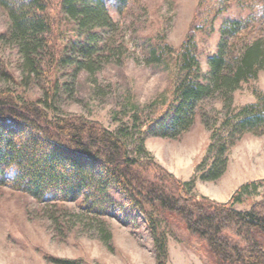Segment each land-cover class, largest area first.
<instances>
[{
  "label": "trees",
  "instance_id": "16d2710c",
  "mask_svg": "<svg viewBox=\"0 0 264 264\" xmlns=\"http://www.w3.org/2000/svg\"><path fill=\"white\" fill-rule=\"evenodd\" d=\"M235 1L248 13L222 20L216 49L205 56L206 70L195 32L206 28L208 17L207 30L214 32V21L228 9L230 0H200L196 19L178 51L167 42L146 46L149 63L169 61V56L176 74L172 100L148 132L178 136L192 125L196 114L203 117L201 104L214 95L230 113L222 121L226 135L212 129L208 145L212 166L203 176L207 179L222 173L223 167L215 171L213 166L236 134L264 126V90H254L253 102L232 105L233 91L264 69V31L254 35L249 31L253 22L264 21V0ZM128 2L0 0L9 19L0 39L17 49L29 74L40 73L41 50L54 66L60 59L77 65L84 64L82 60L94 62L109 43L96 38L95 31L111 30L114 18L109 7L123 13ZM49 4L57 7V13ZM60 26L71 42L70 56L58 44ZM43 107L37 101L19 102L10 91L0 90V187L24 191L41 202L79 200L95 215L112 207V188L130 211L142 215L153 238L156 264L167 263V234L157 228L176 224L187 231L191 246L207 264H264V192L247 209L233 205L256 182L243 184L226 202L210 200L192 192L193 179L181 181L152 158L129 155L120 136L98 121L82 114L50 118ZM137 150L147 154L142 140Z\"/></svg>",
  "mask_w": 264,
  "mask_h": 264
},
{
  "label": "rangeland",
  "instance_id": "374dc122",
  "mask_svg": "<svg viewBox=\"0 0 264 264\" xmlns=\"http://www.w3.org/2000/svg\"><path fill=\"white\" fill-rule=\"evenodd\" d=\"M199 2L129 0L123 13L109 7L114 26L95 31L96 38L109 43L94 62L82 60L84 64L77 65L60 59L54 66L41 50L39 74H29L17 49L0 39V90L10 91L19 102H39L50 118L82 114L98 121L120 136L129 155L150 157L181 181L193 179L192 192L210 200L226 202L243 184L256 182L233 200L237 209H247L264 192V126L235 135L213 166L215 171L224 168L215 179L203 176L212 166L213 153H208L212 129L227 133L222 121L230 113L219 97L203 100V117L196 114L192 125L176 137L148 132L150 123L172 100L176 74L169 56V61L149 63L146 46L167 42L178 51L196 19ZM52 7L57 13V7ZM247 13L248 9L230 0L228 9L214 21V32L207 30L209 17L204 21L206 28L195 32L203 70L207 69L206 54L216 49L222 20ZM8 22L0 8V35ZM250 26V35L264 31L262 20ZM60 28L56 30L58 44L70 56L71 42ZM255 89L264 90V69L241 82L232 93V105L253 102ZM140 140L147 154L137 150ZM111 194L112 207L95 215L79 200L41 202L24 191L0 187V264H64L65 260L74 264H156L153 238L142 215L130 211L115 189L111 188ZM161 230L167 234L166 264H207L179 224L157 228Z\"/></svg>",
  "mask_w": 264,
  "mask_h": 264
}]
</instances>
